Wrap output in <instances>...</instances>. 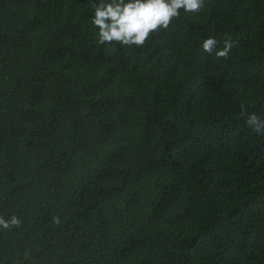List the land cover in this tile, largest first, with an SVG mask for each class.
<instances>
[{"label":"trees","instance_id":"obj_1","mask_svg":"<svg viewBox=\"0 0 264 264\" xmlns=\"http://www.w3.org/2000/svg\"><path fill=\"white\" fill-rule=\"evenodd\" d=\"M92 2L0 0V264H264V0L143 48L98 45Z\"/></svg>","mask_w":264,"mask_h":264},{"label":"clouds","instance_id":"obj_2","mask_svg":"<svg viewBox=\"0 0 264 264\" xmlns=\"http://www.w3.org/2000/svg\"><path fill=\"white\" fill-rule=\"evenodd\" d=\"M203 6L204 0H93L90 20L98 45L117 43L129 48H143L152 34L167 30L181 10L197 13ZM220 43L210 36L203 40L201 47L208 54L214 53L216 60H227L234 42L226 38L223 46L218 48ZM241 116L253 131L264 133V119L243 108ZM20 223L16 215L9 220L0 217V227L5 229L18 227Z\"/></svg>","mask_w":264,"mask_h":264}]
</instances>
